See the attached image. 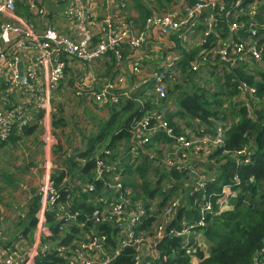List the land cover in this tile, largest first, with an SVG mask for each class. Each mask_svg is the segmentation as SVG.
I'll use <instances>...</instances> for the list:
<instances>
[{"label":"trees","instance_id":"trees-1","mask_svg":"<svg viewBox=\"0 0 264 264\" xmlns=\"http://www.w3.org/2000/svg\"><path fill=\"white\" fill-rule=\"evenodd\" d=\"M222 1L223 8L219 10V7L215 6L211 12V17L215 18L216 27L218 26L216 34L210 33L207 37L204 35L206 30L203 21L208 18L206 13L198 18L199 21L197 20L195 29L200 30L199 34H202L200 38L205 39L197 52L187 53L188 51L182 49L180 40L173 36L175 48L181 50L184 56L180 67L181 77L171 88L165 90V97L155 96L157 106L174 99L177 101L178 109L177 113L175 112L178 115L177 119L170 121V113L164 116L172 128V137L168 136L164 129L160 134L164 136L162 142L175 145L174 147L181 146V142L189 145L185 150V156L179 155L180 165H168L164 170L161 151L150 143L139 145L138 137L131 138L133 134L129 125L131 118L135 115L140 118L150 117V114L141 112L131 102L120 107L113 104L109 107L111 113L107 120L95 132H90L87 135L89 137L81 138V141L89 138L85 151L78 156L67 157L64 168L57 172L55 185L61 190L60 201L65 203L66 208L61 214L57 207L54 211L46 213L49 228L46 239L54 240L56 244L46 255L35 257L32 264L63 262L62 255L56 247L70 239L78 238L74 232L80 228L74 219L76 222H82L89 230L100 229L108 236L110 233L111 235L120 233L117 230V223L114 225L115 228H112L108 224L97 225L93 220L86 223L85 219L92 211L101 208L99 203L95 204L98 202L95 200L106 197L104 203L108 207L114 198L121 196L118 195L119 191L116 192L110 187L112 181L104 179L106 182L104 184L103 181L95 180L93 176L96 173L97 158L102 161L105 159L112 165L122 151H125L120 160L123 161H117L116 164L126 168L124 171L130 170V173L123 174V179L120 180L123 187L130 189V193L122 194V197L129 201L124 205L131 211H135L138 205H141L146 216L129 228L134 238L140 240L139 243L123 248L120 255L113 258L109 264H133L135 256L139 253L141 255V252L146 254V249H154L158 254L156 259H150V264H264V26H262L264 16L261 13L257 18L256 15L244 13L231 19L232 17L225 16L224 12L233 14L236 8L233 7V3L237 0ZM258 1L242 0V5L249 7L250 3L258 4ZM172 2L173 0H154L155 8L152 3H147V0L146 2L131 0V5L137 11V22L142 27L145 19L155 14L154 11L165 12ZM260 8L264 10V5ZM249 20L250 23L253 21L254 23L248 24ZM231 21L242 23L240 30L242 35H246L243 32L253 27L255 35L250 36L247 31L248 36L245 37L244 43L259 50L261 59L255 61L250 51L244 49L241 56L247 60L245 69L236 67L235 63L238 60L231 67L225 62V64L219 62L206 71L201 67L192 69L191 62L199 59L201 53H213L212 48L218 45V40L228 35L227 27ZM252 41L254 42L251 43ZM122 47L124 48L121 53H125L127 48ZM232 49L233 43L227 46V50ZM107 53L110 58L114 57L110 51ZM227 57L228 55L225 56ZM221 64L226 67L222 68ZM163 70L164 68H159L155 72L161 73ZM180 120H187L185 124L188 127H182ZM195 122L204 129L200 130ZM218 129L223 131V136L225 135L222 143H215L203 137L215 136ZM186 132L195 136L191 137ZM179 137H182V140ZM199 142H212L213 145L204 152L196 148ZM189 148L197 154H204L206 160H203V166L213 170L210 177H206L205 183L197 190H194L193 185L185 183L186 177L198 169L194 160L196 158L192 159V154H187ZM104 149L109 153L102 152ZM218 157L222 159L219 160ZM186 161L191 163L189 167L184 168ZM77 167L80 169L79 176L74 177L76 174L73 173V168ZM124 171L122 172L126 173ZM8 178L10 182L13 180L11 175H8ZM78 178L81 187L72 186L74 180ZM85 183L91 184L93 188L87 189ZM69 186L71 188L68 189ZM108 189L109 195L106 196ZM67 193L71 198L68 199L65 195ZM176 197L179 198L180 205L172 207L169 200ZM224 197L232 207L219 210L218 207ZM37 203L36 194L28 204L29 213L27 210L23 217H18L21 221L16 224L17 227H14L13 231L33 229ZM207 203L210 204L209 208L205 207ZM107 207L105 209H108ZM68 215L75 217L67 221L70 223L66 225L69 228L66 234L68 239H62L63 237L58 235L59 227ZM184 228L190 231V235H201L200 238L204 239L206 246L205 251L198 244L195 245L194 238L185 243L184 238L187 235L181 232ZM159 230L160 234H157ZM196 238L198 239V236ZM108 243L110 245L108 249L111 251L117 247V242L111 237L107 245ZM192 257L197 261L193 262Z\"/></svg>","mask_w":264,"mask_h":264},{"label":"crops","instance_id":"crops-1","mask_svg":"<svg viewBox=\"0 0 264 264\" xmlns=\"http://www.w3.org/2000/svg\"><path fill=\"white\" fill-rule=\"evenodd\" d=\"M177 1L173 0L165 12L154 11L153 13L166 14L177 11V13L183 14L187 0H183L184 4L179 9L173 10ZM34 3L36 7L42 8L41 14L29 8L27 0H17L12 14L0 13V23L12 21L21 26L26 25L32 33V36L28 37L23 47H20L18 44L20 36L11 37V42L6 47L8 55L13 56L17 60L16 63L12 62L13 68L8 67L5 62H0V108L7 109L10 104H13L22 107L27 117L35 119V121L38 120V124L32 123L30 125L14 126L11 128L7 139L0 143V264H5L2 261L5 255L4 251L11 246L17 248L21 254L25 253L23 254L24 260L34 259V256L29 254L30 248L24 244L27 233H32L34 229L31 231H23L22 229L16 231L15 229L13 231V228L21 221L18 218L20 217L18 213L28 206L33 196L26 191L25 187L32 183L35 185L38 183L39 173L37 171L41 169V159L44 157L45 149L47 154H50L52 150V154H54V151L62 150L64 147V151H68L63 155L64 158L71 155L78 156V154L85 151L84 149L87 147L89 141V138L82 141L81 138L83 136L89 137L87 135L90 132H95L107 120L111 113L109 107L113 106V104L120 107L131 102L135 108H138L145 114H150L151 116L155 112L160 111L163 117L166 113H170V121L176 120L178 117L176 114L178 104L175 99L174 101H168L162 106H157L154 102L156 95L155 91H152L153 73H155L156 69L164 68L162 73L164 74L166 89L168 87L171 88L177 80H180V67L182 66L181 62L184 57L183 52L175 48L173 36L180 40L182 49L188 51L187 53L197 52L205 42V39L200 38L202 37V34H199L200 30L197 31L195 29L196 25L191 28L190 33L187 35H182L181 32L166 28L167 31H165L166 34L163 39L165 42H159L155 38V35L149 36L148 31H151L152 28H154V31L163 29L155 25L146 26V19L141 27L137 22V11L131 5V0H34ZM147 3H152V6L156 8L154 0H147ZM215 3V6L219 7V10L224 6L222 0H215ZM258 3H260V0ZM262 5H264V2L257 8V18L260 17L261 13L264 16V10L260 8ZM215 6L206 8L202 12V14L206 13L208 17L203 21L206 30L205 37L210 33H217L218 26L216 27L215 18L211 17L212 9H215ZM91 8L94 9V12L88 13V10ZM80 14L90 15L88 28L93 38L90 48H95L98 40L105 35V31L108 29L107 21L115 28H119L125 25V23L130 25L134 31L143 30L146 32V28L145 48L136 49L130 45H124L127 48L125 53L123 52L124 55L121 53L124 47L121 46L122 48L119 47L120 49H108L92 61L67 57L70 61L64 68V79L51 88V99L44 109H39L38 101L29 99L23 92L8 90L6 87V77L15 71H17L19 76L25 72L26 60L31 61L38 54V50L32 47L30 43L40 41V36L47 27H53L58 33L71 39H79L75 31V22L71 15ZM230 17L234 19L233 17L235 16ZM248 24H250V20ZM241 26L242 23L231 21V24L227 27L228 35L224 39L218 40V45L212 48L213 53H201L202 48L199 51L201 53L199 55L200 58L191 63L199 61L201 68L206 71L219 62L226 63L231 67L238 60L235 63L236 67L240 66L245 69L247 60L241 55L236 57L233 50H228L229 54L226 59L222 58L220 54V50L231 43L239 40L244 43L245 37L248 36V28H246L247 31L243 32L246 35H242L240 32ZM262 26H264V23ZM221 32L223 33V29H221ZM147 34L149 39L146 41ZM22 37L25 38V36ZM13 47H19L20 49L15 50ZM243 47L247 49L249 45L244 43ZM109 51L111 54H114V57L110 58L109 53H107ZM19 62L22 63L21 74L19 73ZM111 64H115L116 66L114 65L113 69L109 70ZM165 66L168 68L166 69ZM221 67L224 68L226 66L222 65ZM79 81L84 83L83 87L86 89V93L80 96L75 93ZM91 81L95 82L92 83ZM105 85L109 86V97H115L116 102H111L109 99L99 104L89 99L91 93H99ZM117 103L119 104L117 105ZM186 122L187 120H180L181 126H186ZM195 124L200 130L204 129V127L198 125L196 122ZM189 127H191V124H189ZM162 130V128L158 127L152 132L155 135L151 139L150 145H154L157 150L161 151L162 157H166L167 161H173L177 165H180L178 147H174V144L172 146L170 143L162 142L161 139L164 137L160 134ZM27 132L29 133L26 134ZM188 134L191 137L195 136V134L190 132ZM167 146L170 147L169 153H165L164 150ZM11 150H16L17 152V156L20 159L17 164L11 163L15 160L12 158L14 156L11 155ZM124 152L119 153L115 163L121 160ZM200 154L197 155L198 158L194 159L196 167L199 169L194 171H199V174L206 169L202 164L203 160H206V157L204 158L205 155ZM104 162L107 163L105 159ZM33 163L35 164L33 165ZM189 163L191 162H187L184 168L189 167ZM64 165L63 162L62 166ZM119 167L122 171L126 169L123 166ZM79 170L78 167L73 168V173L76 174L74 177L78 176ZM124 172H126L124 174H129L130 170L129 172ZM8 175L13 177L11 182ZM6 195H11L12 198L6 200L3 198ZM108 195L109 189L106 196ZM227 205L229 208L232 207L229 202H227ZM31 239L33 240V235Z\"/></svg>","mask_w":264,"mask_h":264},{"label":"built area","instance_id":"built-area-1","mask_svg":"<svg viewBox=\"0 0 264 264\" xmlns=\"http://www.w3.org/2000/svg\"><path fill=\"white\" fill-rule=\"evenodd\" d=\"M16 1L17 0H2L0 2V13L12 14L15 10ZM262 2H264V0H260V3ZM27 4L29 8L34 9L38 14L42 13V8L36 7L34 0H27ZM215 4V0L186 2L184 7L185 11L183 14L170 12L165 14L166 16H151L146 19V26L155 25L161 27L162 29L168 28L181 32L182 35H187L190 33L191 28L196 25L197 20L202 12L206 8L214 7ZM258 6L259 3H252L249 7H246L245 5H242V0H237L233 3V7H236L234 8L235 12L230 14V12L225 11L224 14L227 17H236L237 15H242L244 13H249L250 15L255 16ZM93 12V8L88 10V13ZM71 16L75 22V31L79 36L78 40H74L59 34L53 27H47L42 32L40 41L36 43H30L32 47L38 50V54L35 55L31 61L26 60L25 72L19 76L17 71H15L5 79L8 90L21 91L29 99L37 100L39 109H44L48 101L51 99V88L64 79V68L70 61V59L67 57H76L81 60L92 61L93 59L105 53V51L108 49H113L116 47V45L123 42H128L130 46L138 49V46H142L146 38V32L143 30L134 31L133 28L126 23L119 28H115L109 21H107L108 29L105 31V35L98 40L95 48H90L93 43V38L88 28L90 24V15L80 14ZM251 24L253 23H250V25ZM248 31L250 36L255 35V30L252 26L249 27ZM21 35L25 36V38ZM16 36H20L18 44L20 47H23L26 44L28 37L32 36V33L29 27L26 25L21 26L12 21H3L0 23V62H5L10 68H13L12 62L14 61V63H16L17 59L15 60L13 56L8 55L6 47L11 42V37ZM253 42L254 41L251 43ZM13 48L15 50L20 49L19 47ZM243 49H245L243 47V41L239 40L233 43L232 50L235 52L236 57L242 54ZM247 50L250 51V54L255 61L261 59L259 50H257L252 45H249ZM245 52L247 53V51ZM220 54L222 58H225V56L229 54L227 46L220 50ZM199 64V61L194 62L192 69L200 68L201 66ZM80 82L81 81L78 82L77 88L75 89L76 95L79 96L86 93V89L83 87L84 83L83 85H80ZM108 89L109 86H103L99 93H91L89 99H92L99 104L102 103V101H108L109 99L112 102L113 98V102H116L115 97H109ZM165 90L166 86L164 75L156 72L153 73L152 91H155V95L165 97ZM156 101L157 99L155 97L154 102L156 103ZM35 122V119L27 117L22 107L10 104L7 109L0 108V143L7 139V136L11 132V128L14 126L30 125ZM129 125L130 130L133 132L131 138L138 137L140 142L139 145L142 146L146 143H151V139L155 135L152 134V132H154L158 127L164 129L166 134L172 137V128L169 126L167 120L163 118L160 111L155 112L154 115H151L150 117L140 118L138 115H135L132 117ZM224 136L223 131L218 129L215 136L205 135L203 137H205L207 140H213L215 143H222ZM179 139L182 140V137H179ZM102 152L105 154L109 153V151L105 149ZM95 172L96 173L93 176L95 180L103 181L104 184L106 183L104 179L112 181V185L110 187L116 192L119 191L118 195L121 196L119 198H114L108 207L105 206L104 203V199H106V197L95 200L98 201L95 204L99 203L101 208H97V210L92 211L85 219V222L89 223L91 220H93L97 225L104 226L108 224L112 228H115V223L119 225V222H124L125 227H122L124 232L115 235H111L110 233L108 236L100 229L89 230L88 227L83 226V236L77 235L78 238L73 240L74 242L70 246L69 250L56 247V250L62 255L63 258V262L61 264H109L113 258L120 255V251L127 247L129 243L137 245L140 241L134 238V235L132 231L129 230V228L135 223L138 224L146 216V214L141 208V205H138L135 211L129 210L124 205L125 203H129V201L128 199L123 198L122 194L130 193V189L129 187H123L122 182L120 181L124 176L122 169L117 166L116 163L111 165L110 163H105L101 159L97 158ZM78 179L74 180L72 186L81 187L80 185L82 184L80 183V178ZM202 185L203 184H201L200 187H202ZM85 187L87 189L93 188L91 184L87 183H85ZM69 188H71V186H69L68 189ZM197 189V187L194 188V190ZM36 194L41 197V202H43L37 219L43 222L45 217L44 212L54 211V208L60 202L61 190L60 188L56 187L55 180H50L48 187L37 188ZM178 200V197L175 199L171 198L169 202L172 207H177V205H180ZM105 207L108 209H105ZM205 207L209 208L210 204L207 203ZM64 208L65 207L63 206L58 207L60 214L63 212ZM24 211L25 207L18 213V216H22ZM112 212L119 213L120 217L114 220V217L111 214ZM126 213L127 215L123 217V215ZM74 217L75 215H70V217L66 216V220L59 227V237H66V225L69 224L67 221L73 219ZM127 223H129V225H127ZM184 223L185 222H183V224ZM182 230H186V228ZM38 233L39 232H36V234ZM157 234H160V230L157 232ZM110 237L117 242V247L112 251L108 249L110 246L109 243L107 245ZM48 249L49 247L47 245L41 249H39L37 246H34L33 248H30L29 254L34 256V258L43 256L47 254ZM4 252L5 255L2 261H4L5 264H32L34 261V259L24 260L23 254L25 253L21 254L17 248H14L13 246L5 249ZM157 257L158 254L156 250L146 249V254L141 252V255L139 253V255L135 256L133 264H150V259H156Z\"/></svg>","mask_w":264,"mask_h":264},{"label":"rangeland","instance_id":"rangeland-1","mask_svg":"<svg viewBox=\"0 0 264 264\" xmlns=\"http://www.w3.org/2000/svg\"><path fill=\"white\" fill-rule=\"evenodd\" d=\"M195 1H199V0H195ZM195 1H191V0H187V2H195ZM184 4V1L183 0H178L177 1V3H176V6L173 8V10H177V9H179L182 5ZM248 5V4H247ZM170 6V5H169ZM168 6V7H169ZM169 10V9H168ZM173 13H177V11H174ZM167 14V13H166ZM163 15H165V14H163ZM166 16V15H165ZM201 16V15H200ZM153 29V30H152ZM151 29V31L149 30L148 31V34H149V36H151V35H155V38L159 41V42H162V43H164L165 41L163 40L164 39V37H165V31H167L166 29H163V30H158V31H154V28H152ZM145 30H146V33H147V29L145 28ZM150 32V33H149ZM172 33V32H171ZM148 34H147V39H146V41L149 39V37H148ZM151 43H154V42H151ZM146 44V42H144V44L142 45V46H138L140 49H144L145 47H144V45ZM124 45H130L128 42H123V43H121V44H118V45H116V47L115 48H113V49H116V48H119V47H121V46H124ZM260 57H261V55H260ZM69 59V58H68ZM115 64H111L110 65V68H109V70H112L113 69V66H114ZM116 66V65H115ZM161 74L162 75H164L162 72H161ZM92 83H94L95 81H91ZM110 84V83H109ZM80 85H83V82H80ZM114 101V98L112 99V102ZM117 107H119V106H117ZM35 124H38V120L35 122ZM83 129V128H82ZM181 144V146H178V151H179V153L182 155V156H185V150H186V148H188V146L189 145H185L183 142H181L180 143ZM179 144V145H180ZM192 144H193V142H192ZM212 145H213V143L211 142H199L198 143V145H197V147L196 148H198L199 150H201V151H204V152H207L208 151V149L209 148H211L212 147ZM65 147H66V145H65ZM64 148V147H63ZM62 148V150L61 149H59V150H56V151H54V154H52V151H50V154H47L46 153V149H45V153H44V157H43V159H41L42 160V163H41V169H39L37 172L39 173V181H38V183H36V185L35 184H30V185H27L26 187H25V189H26V191L30 194L31 193V195H36V189L37 188H40V187H43V188H46V187H48V183L50 182V180L51 181H54V180H56L57 179V172L59 171V170H61V169H63L64 168V166H62L63 165V162H65V160H66V158H67V156H65V158L63 157V155L66 153V152H68L67 150L66 151H64V149ZM169 146H167L164 150H165V153H169L168 152V150H169ZM176 150V149H175ZM174 150V151H175ZM64 151V152H63ZM63 152V153H62ZM134 153V152H133ZM179 154V155H180ZM187 154L188 155H191V158H198L197 157V152L196 151H192L190 148L187 150ZM11 155L12 156H14V157H12L13 159H15L14 161H12L11 163H18V161L20 160L19 158H18V156H17V152H16V150H11ZM155 155H157L156 153H155ZM187 155V156H188ZM151 156V155H150ZM201 158V157H200ZM204 158H205V156H204ZM160 159V158H159ZM159 159L157 160V162H159ZM218 159L220 160V159H222V158H220V157H218ZM161 160H162V163L164 164V166H163V169L165 170L167 167H168V165L169 166H174V165H176V162H173V161H167L168 159L166 158V157H164V158H161ZM163 160H165V161H163ZM35 163H33V165H34ZM32 165V166H33ZM31 167V166H30ZM211 172H213V170L211 169V168H206L204 171H202L200 174H199V171H194V173H190V175L189 176H187L186 177V180H185V183H187V184H189V185H193L194 186V188L195 187H197V188H199V186L201 185V184H204L205 183V180H206V177H210V174H211ZM206 173H208V174H206ZM127 180V179H126ZM43 185H45V186H43ZM36 186H37V188H36ZM62 194V193H61ZM69 193H67V194H65L67 197H68V199L69 198H71L70 197V195H68ZM64 195V196H65ZM32 196V197H33ZM4 199H8V198H12V196L11 195H6L5 197H3ZM141 198H143L142 196H141ZM175 199V198H174ZM222 202H221V205H220V209L222 210V209H225V208H229L228 207V205H227V202H226V197H224V198H222V200H221ZM44 202H46V201H44ZM29 203H30V201H29ZM28 203V204H29ZM42 203L43 202H41V197L40 196H38V203H37V209H36V211H34V213H35V222H34V227H33V232L31 233V232H28L27 233V235H26V239L24 240V244L27 246V247H29V248H33L34 246H37V247H39V249H41V248H43L45 245H47L48 247H49V249L47 250V253L49 252V251H51L52 249H54L53 247H54V245L56 244V241H54V240H52V241H49V240H47L46 238H48L47 237V231H48V225H47V221H46V223H45V218H46V213L47 212H44V220H43V222L42 221H39L38 219H37V216H38V214H39V211H40V209L42 208ZM65 203H63V202H59L58 203V205L56 206L57 208L59 207V206H63V207H65V205H64ZM28 207V206H27ZM25 208V211H24V213L28 210V213H29V211H30V207H28V208ZM66 208V207H65ZM77 210V209H76ZM76 210H75V212H76ZM78 211V210H77ZM24 213H23V215H24ZM107 214H110V213H107ZM112 214V216L114 217V220L115 219H117V218H119L120 217V215H119V213H117V212H112L111 213ZM23 215L22 216H20V217H23ZM125 215H127V213L126 214H124L123 215V217H125ZM67 217H70V215L69 216H67ZM55 219H56V217H55ZM75 221V224L80 228V229H77L74 233L76 234V235H80V236H83V231H82V229H83V223L82 222H76V220H74ZM45 223V224H44ZM90 223V222H89ZM70 224V223H69ZM127 225H129V223H127ZM17 226H15V228H16ZM122 227H125L124 226V222H119V225H118V227H117V230L120 232V233H123L124 232V230L122 229ZM69 230V228L67 227V229H66V231H68ZM36 232H39L38 234H36ZM182 232H185V234L187 235L185 238H184V240H185V243H187V241H189V239L190 238H194L193 240H194V243H195V245H199L200 247H201V249L203 248V250L205 251V248H206V246H205V244H204V239L201 237V238H196V236H198V237H200L201 235H197V234H189V232L190 231H186V230H182ZM13 233V232H12ZM181 233V232H180ZM32 235H33V240L31 239V237H32ZM141 236H143V235H141ZM62 239H68L67 237L65 238H62ZM74 241L72 240V239H70V240H68V242L67 243H65V244H60L59 245V247L60 248H63V249H65V250H69L70 249V246L72 245V243H73ZM130 245H133V243H129V245L128 246H130ZM192 260H193V262H196L197 261V259L195 258V257H192Z\"/></svg>","mask_w":264,"mask_h":264},{"label":"bare ground","instance_id":"bare-ground-1","mask_svg":"<svg viewBox=\"0 0 264 264\" xmlns=\"http://www.w3.org/2000/svg\"><path fill=\"white\" fill-rule=\"evenodd\" d=\"M151 16H153V17L156 16V17H157V16H163V14L155 13V14H153V15H151ZM151 16H150V17H151ZM59 34H60V33H59Z\"/></svg>","mask_w":264,"mask_h":264},{"label":"water","instance_id":"water-1","mask_svg":"<svg viewBox=\"0 0 264 264\" xmlns=\"http://www.w3.org/2000/svg\"><path fill=\"white\" fill-rule=\"evenodd\" d=\"M21 66H22V63L19 62L18 67H19V73H20V74H21Z\"/></svg>","mask_w":264,"mask_h":264},{"label":"clouds","instance_id":"clouds-1","mask_svg":"<svg viewBox=\"0 0 264 264\" xmlns=\"http://www.w3.org/2000/svg\"><path fill=\"white\" fill-rule=\"evenodd\" d=\"M220 205H221V204H220ZM220 205H219V207H218V208H219V210H221V209H220ZM225 209H227V208H225ZM198 238H200V237H198Z\"/></svg>","mask_w":264,"mask_h":264}]
</instances>
